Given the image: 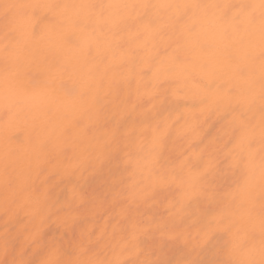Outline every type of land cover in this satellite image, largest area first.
<instances>
[{
    "label": "bare ground",
    "instance_id": "bare-ground-1",
    "mask_svg": "<svg viewBox=\"0 0 264 264\" xmlns=\"http://www.w3.org/2000/svg\"><path fill=\"white\" fill-rule=\"evenodd\" d=\"M0 264H264V0H0Z\"/></svg>",
    "mask_w": 264,
    "mask_h": 264
}]
</instances>
